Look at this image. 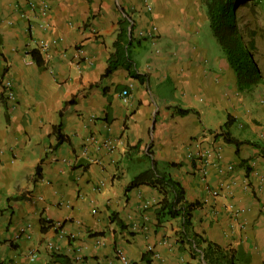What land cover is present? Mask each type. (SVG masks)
Listing matches in <instances>:
<instances>
[{"label": "crops", "instance_id": "crops-1", "mask_svg": "<svg viewBox=\"0 0 264 264\" xmlns=\"http://www.w3.org/2000/svg\"><path fill=\"white\" fill-rule=\"evenodd\" d=\"M45 1L42 16L26 0H0V77L16 95L11 105L0 93V264H119L117 250L129 264H206L179 242V218L156 219L154 188L125 191L152 160L200 203L195 234L236 264H264V0L238 7L263 78L248 89L205 0ZM122 30L132 73L107 74ZM228 117L238 146L215 135Z\"/></svg>", "mask_w": 264, "mask_h": 264}, {"label": "trees", "instance_id": "trees-1", "mask_svg": "<svg viewBox=\"0 0 264 264\" xmlns=\"http://www.w3.org/2000/svg\"><path fill=\"white\" fill-rule=\"evenodd\" d=\"M245 1L205 0L210 29L229 65L237 74L240 89H248L263 79L252 49L245 47L239 33L240 28L236 9ZM231 9L232 11H230ZM230 12H232L231 18ZM130 33H132V29ZM131 41V35L122 30L114 44L116 52L109 60L107 74L118 65H125L129 73H132L131 69L133 66L129 56ZM29 54H31L37 64H42L41 57L37 51L32 50ZM135 76L136 78H141L139 75ZM178 112L184 115L188 114L190 110L179 109ZM232 122V119L228 117L220 131L215 135L216 137H221L226 144L238 146L242 143L234 139L229 133ZM56 136L59 142L65 139L60 133V127L56 129ZM261 151L264 155V148ZM149 154L148 150V157ZM37 172H39V168ZM141 185L154 188L161 196L159 207L155 210L158 221L163 218L180 219V229L177 232L178 240L181 244L186 243L189 246V254L192 259L199 255L206 264H236L231 251L224 249L217 243L203 239L192 231V216L194 211L200 207V203L188 201L182 185L174 180L167 171L164 169L160 170L155 161L152 160L150 167L137 175L126 187L125 191Z\"/></svg>", "mask_w": 264, "mask_h": 264}, {"label": "built area", "instance_id": "built-area-1", "mask_svg": "<svg viewBox=\"0 0 264 264\" xmlns=\"http://www.w3.org/2000/svg\"><path fill=\"white\" fill-rule=\"evenodd\" d=\"M26 2H27V6L29 7L30 11L38 10L40 15H42V16H46L47 15V13L49 11V7H48V4L46 3L45 0H26ZM146 9L148 11H151V7L149 5H147V4H146ZM155 33H156V29L153 28L147 33H144L143 31L139 32V37L153 38ZM39 49L44 51L46 49V47L44 45H41L39 47ZM78 54L79 55H83L84 54V52H83V50L81 48L78 49ZM0 93L2 94L4 100L8 104L12 105V104H14L16 102V95H15V92H14L13 83L9 79L0 77ZM121 95L123 97H127L128 96V91L124 90ZM202 173H204L203 170H202ZM218 194L219 193H218L217 190L211 192L212 196H218ZM53 226L58 228V227L61 226V223H55ZM30 227H31V225L29 224L26 228L28 229ZM22 232H24V230H22ZM97 244L100 245L102 243H101L100 240H98ZM47 249L50 252H52V251L56 250V247H55L53 242H48L47 243ZM148 251H151V247H148ZM28 254H29V256H28L29 261L33 262L35 260V258H36L35 253H33V250H30ZM116 258H117L119 264H129V260H128L127 256L122 252V250H117Z\"/></svg>", "mask_w": 264, "mask_h": 264}, {"label": "rangeland", "instance_id": "rangeland-1", "mask_svg": "<svg viewBox=\"0 0 264 264\" xmlns=\"http://www.w3.org/2000/svg\"><path fill=\"white\" fill-rule=\"evenodd\" d=\"M262 7H263V6H262ZM230 11H232V9H231ZM236 12H237L238 26H239V28H240V24H241V22H242V14L240 15V13H242V12L239 11V8L236 9ZM238 13H239V14H238ZM229 15H230V18H231V17H232V12H230ZM229 20H230V19H229ZM254 56H255V55H254ZM255 58H256V56H255Z\"/></svg>", "mask_w": 264, "mask_h": 264}, {"label": "clouds", "instance_id": "clouds-1", "mask_svg": "<svg viewBox=\"0 0 264 264\" xmlns=\"http://www.w3.org/2000/svg\"><path fill=\"white\" fill-rule=\"evenodd\" d=\"M238 9V8H237Z\"/></svg>", "mask_w": 264, "mask_h": 264}]
</instances>
